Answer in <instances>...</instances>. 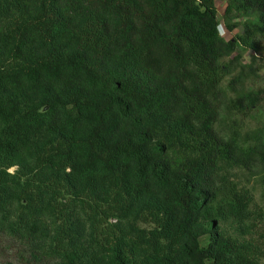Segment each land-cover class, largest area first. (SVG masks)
Instances as JSON below:
<instances>
[{"label": "trees", "instance_id": "1", "mask_svg": "<svg viewBox=\"0 0 264 264\" xmlns=\"http://www.w3.org/2000/svg\"><path fill=\"white\" fill-rule=\"evenodd\" d=\"M215 4L0 0L6 264H264V0Z\"/></svg>", "mask_w": 264, "mask_h": 264}, {"label": "rangeland", "instance_id": "2", "mask_svg": "<svg viewBox=\"0 0 264 264\" xmlns=\"http://www.w3.org/2000/svg\"><path fill=\"white\" fill-rule=\"evenodd\" d=\"M216 1V9L218 15L221 16L224 12L226 0H215ZM220 35L225 39H231L232 34L225 32L224 29L220 28ZM241 49L238 48V52ZM250 53H246L244 55V62H247L248 56ZM247 80L244 84L245 91H256V90H263L264 91V60L259 58L256 64L253 65V68L247 72ZM250 114L252 115L251 118L243 119L247 124L249 129H256L258 127H264V99L258 104L256 108L250 110ZM259 199V197H257ZM5 256H0V264H6Z\"/></svg>", "mask_w": 264, "mask_h": 264}]
</instances>
